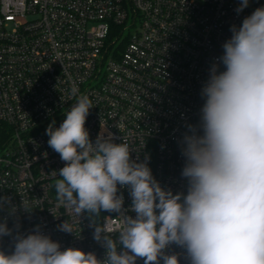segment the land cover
<instances>
[{
	"label": "built area",
	"instance_id": "built-area-1",
	"mask_svg": "<svg viewBox=\"0 0 264 264\" xmlns=\"http://www.w3.org/2000/svg\"><path fill=\"white\" fill-rule=\"evenodd\" d=\"M240 4L0 0V223L12 230L0 237V252L11 255L18 235L38 230L62 251L76 248L103 260L106 248L94 239L96 227L118 241L122 220L135 218L129 187L117 186L123 196L118 211L94 216L76 217L57 200L55 183L65 162L49 147L46 129L53 121L58 128L81 95L93 105L85 123L93 143L98 135L127 143L131 159L147 162L162 189L187 193L183 137L188 125L200 123L210 67L223 55L231 27L264 8V0H249L237 12ZM66 221L73 232L60 229ZM165 253L189 264L182 247L172 244Z\"/></svg>",
	"mask_w": 264,
	"mask_h": 264
},
{
	"label": "clouds",
	"instance_id": "clouds-1",
	"mask_svg": "<svg viewBox=\"0 0 264 264\" xmlns=\"http://www.w3.org/2000/svg\"><path fill=\"white\" fill-rule=\"evenodd\" d=\"M248 3L241 0L237 12ZM230 30L201 90L200 123L188 125L183 137L187 193L162 189L147 162L131 159L127 143H114L111 135L93 143L85 128L93 105L81 95L58 128L53 121L46 129L49 147L65 162L55 183L57 200L76 217L118 211L120 185L130 188L136 216L122 220L118 241L96 227L94 239L106 248L103 260L76 248L62 251L37 230L18 235L11 255L0 252V264H136L137 258L179 264L177 255L165 253L172 244L186 250L189 264H264V8ZM78 91L74 86L72 95ZM60 229L74 231L68 221ZM11 232L0 223V237Z\"/></svg>",
	"mask_w": 264,
	"mask_h": 264
},
{
	"label": "trees",
	"instance_id": "trees-1",
	"mask_svg": "<svg viewBox=\"0 0 264 264\" xmlns=\"http://www.w3.org/2000/svg\"><path fill=\"white\" fill-rule=\"evenodd\" d=\"M101 213L103 212V209L100 211ZM89 214V213H88ZM90 215V214H89ZM90 216H94V215H90Z\"/></svg>",
	"mask_w": 264,
	"mask_h": 264
},
{
	"label": "rangeland",
	"instance_id": "rangeland-1",
	"mask_svg": "<svg viewBox=\"0 0 264 264\" xmlns=\"http://www.w3.org/2000/svg\"><path fill=\"white\" fill-rule=\"evenodd\" d=\"M127 32H128V31H127ZM127 32H126V33H127Z\"/></svg>",
	"mask_w": 264,
	"mask_h": 264
}]
</instances>
